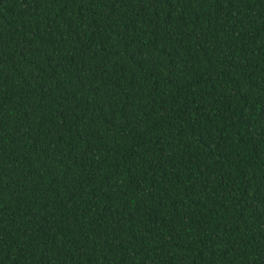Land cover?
I'll return each instance as SVG.
<instances>
[{"label": "trees", "instance_id": "obj_1", "mask_svg": "<svg viewBox=\"0 0 264 264\" xmlns=\"http://www.w3.org/2000/svg\"><path fill=\"white\" fill-rule=\"evenodd\" d=\"M0 264H264V0H0Z\"/></svg>", "mask_w": 264, "mask_h": 264}]
</instances>
